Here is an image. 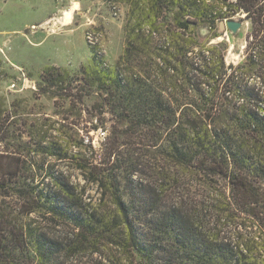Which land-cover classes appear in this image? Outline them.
<instances>
[{
  "label": "trees",
  "instance_id": "trees-1",
  "mask_svg": "<svg viewBox=\"0 0 264 264\" xmlns=\"http://www.w3.org/2000/svg\"><path fill=\"white\" fill-rule=\"evenodd\" d=\"M127 1V75L121 64L109 67L92 45V58L80 75L72 78L68 68L50 66L37 84L39 93L75 103L80 113L95 111L94 130L110 114L114 124L102 142L100 161L83 148L70 154L67 145L36 131L38 122L28 118L19 119L21 127L28 126L30 140L17 145L23 136L17 131L25 130L14 119L15 111L0 102V158L12 163L0 173V264H63V244L32 223L42 214L70 220L94 246L120 226V242L143 264H264V3L223 0L230 10L248 12L254 36L246 59L227 65V42H213L220 36L217 23L231 16L215 13L221 0ZM163 27L170 48L159 52L153 39ZM145 59L161 61L156 63L160 80L151 81ZM255 79L261 90L250 82ZM237 94L242 104L233 98ZM87 96L94 99L89 108L83 107ZM137 144L173 160L166 178L177 180L184 170L214 187L220 200L213 206L226 204V219L237 225L236 231L226 236L217 222H212L216 228L206 225L192 208L165 205L158 181L133 183L135 174L152 170L149 160L133 154ZM72 156L85 177L82 184L52 164ZM224 179L231 194L221 200ZM90 184L113 198V218L87 201ZM246 221L258 223L260 236L247 230Z\"/></svg>",
  "mask_w": 264,
  "mask_h": 264
},
{
  "label": "rangeland",
  "instance_id": "rangeland-1",
  "mask_svg": "<svg viewBox=\"0 0 264 264\" xmlns=\"http://www.w3.org/2000/svg\"><path fill=\"white\" fill-rule=\"evenodd\" d=\"M222 3L223 0L220 1V6L217 4L215 13L222 11ZM128 19L127 0H0V102L8 104L12 111H15L14 119L19 122V128L25 130L23 133L17 131V134L23 135L16 142L17 145L30 140L26 136L28 126L21 127L19 119L28 118L35 123L38 122L39 127L36 131L47 132L55 137L53 138L55 142L67 145L70 154H76L83 148L92 160L95 161L96 158L100 161L97 157L100 156L102 142L114 124L110 114L105 115L107 119L104 126L94 130L91 128V118L96 115L95 111L85 110L80 113L75 103H68L58 96L39 93L37 84L40 82L41 74L50 66L68 68L72 78L80 75L81 66L92 58V45L99 48L109 67L121 64L120 69L127 75L129 72L127 67L130 66L127 57L124 56V50ZM220 23H217L218 31ZM202 29L203 34H207L208 30L205 27ZM251 31V28L247 30L246 26H243L236 35L229 33L230 42L222 39L224 32L219 31L220 36L213 42H227L225 57L227 65H237L246 59ZM88 32L93 34L92 44L88 40ZM169 37L164 27L163 31L154 33L155 49L159 52L169 50ZM158 62L161 61L145 59L144 68L152 73L151 81L161 78L162 72L156 65ZM134 69L136 70V67ZM13 82L17 83L15 89L10 88ZM250 82L256 83L257 87L262 89L258 79ZM233 98L238 104L243 103L242 95L237 94ZM84 100L83 107L86 108L94 102L92 96L84 97ZM13 104L16 107H13ZM132 148L135 156L142 155L151 162L152 167L150 172L140 171L135 174L132 177L133 183L144 182L143 180L152 183L158 181L165 190L163 193L165 205L182 203L192 208L193 211L202 214L206 225L216 228L212 222L213 220L217 222L226 236L230 237L229 233L233 234L236 231L237 225L230 224L226 219V204L218 208L213 206L218 203L214 200H220L219 193L214 187L205 186L202 181L188 175L184 170H180L182 176L177 180L173 178L174 176L171 179L166 178L165 175L168 176V172L173 168L172 159L159 150L147 149L149 147L137 144ZM39 159L44 160V156ZM52 162L56 165V170L64 173L73 182L81 184L85 182L78 160L73 156L58 161L53 159ZM11 165L10 161L0 158V173H5ZM14 167L13 165L12 169ZM220 191L221 200L231 194V186L225 179L220 183ZM86 197L93 209L101 215H110L109 218L115 216L113 198L105 196L96 185L87 186ZM219 213L221 220L218 219ZM33 222L63 244L64 252L61 254L60 263L143 264L130 246H126L123 241L120 242L119 235L122 232L120 226L113 230L114 235L97 238L98 245L94 246L91 241L83 238L80 229L68 219L42 214L33 216ZM245 223L248 231H257L256 228L259 227L258 223L249 221ZM261 233L264 238L262 228ZM261 233L257 231L255 235L260 236Z\"/></svg>",
  "mask_w": 264,
  "mask_h": 264
},
{
  "label": "built area",
  "instance_id": "built-area-1",
  "mask_svg": "<svg viewBox=\"0 0 264 264\" xmlns=\"http://www.w3.org/2000/svg\"><path fill=\"white\" fill-rule=\"evenodd\" d=\"M227 3H234L236 4L237 3V0H228ZM261 4L264 3V0H261L260 2ZM223 5V8H222V12H227V13H230L231 16L229 17H226L224 18L223 20H221L220 22H227L229 20H237V21H240L242 23V27L243 26H246L247 30H250V28L252 29V18L248 17V12L244 11L243 9L241 10H230L228 5L227 4H224L222 3ZM239 16V17H238ZM242 27L239 29V31L242 29ZM229 33H232L229 29H227L225 32H224V36L221 37L222 39H225L226 41L230 42V34ZM87 37H88V40L89 42L92 44L94 41L92 40L93 39V34H91L90 32L87 33ZM232 35V34H231ZM254 39V36H253V33L251 31L250 35H249V40H248V44ZM215 40V39H214ZM246 47V46H245ZM247 48H248V45H247ZM24 86H26V84H24ZM10 88L11 89H15L17 88V83L16 82H13L11 85H10Z\"/></svg>",
  "mask_w": 264,
  "mask_h": 264
},
{
  "label": "water",
  "instance_id": "water-1",
  "mask_svg": "<svg viewBox=\"0 0 264 264\" xmlns=\"http://www.w3.org/2000/svg\"><path fill=\"white\" fill-rule=\"evenodd\" d=\"M242 27V23L237 20H229L227 23L222 22L219 25V31L225 32L227 29H229L234 35H236L239 31V29Z\"/></svg>",
  "mask_w": 264,
  "mask_h": 264
},
{
  "label": "bare ground",
  "instance_id": "bare-ground-1",
  "mask_svg": "<svg viewBox=\"0 0 264 264\" xmlns=\"http://www.w3.org/2000/svg\"><path fill=\"white\" fill-rule=\"evenodd\" d=\"M227 23V22H226ZM239 32V31H238Z\"/></svg>",
  "mask_w": 264,
  "mask_h": 264
},
{
  "label": "crops",
  "instance_id": "crops-1",
  "mask_svg": "<svg viewBox=\"0 0 264 264\" xmlns=\"http://www.w3.org/2000/svg\"><path fill=\"white\" fill-rule=\"evenodd\" d=\"M46 20V19H45Z\"/></svg>",
  "mask_w": 264,
  "mask_h": 264
}]
</instances>
